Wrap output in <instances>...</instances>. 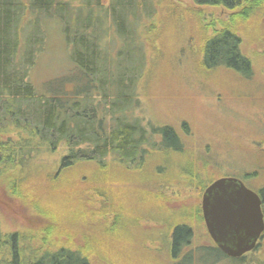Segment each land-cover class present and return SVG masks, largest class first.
Wrapping results in <instances>:
<instances>
[{
  "label": "trees",
  "instance_id": "obj_1",
  "mask_svg": "<svg viewBox=\"0 0 264 264\" xmlns=\"http://www.w3.org/2000/svg\"><path fill=\"white\" fill-rule=\"evenodd\" d=\"M190 1L195 7L230 12L243 10L245 4L254 8L257 2L264 7V0ZM166 10L170 16L177 12L173 5ZM186 12L192 19L193 14ZM157 15V3L149 0H0V175L10 173L6 182L11 197L28 196L35 210L59 206L64 213L61 219L70 228L84 221L89 193L101 196L100 178L107 167L127 174L147 170L153 152H184L174 128L148 126L133 115L138 104L135 79L144 71L142 40L156 28ZM47 18L61 23L75 70L37 92L28 72L44 41L40 21ZM204 31L198 35L204 69L223 67L251 74L241 38L231 27L222 26L211 34ZM36 182L40 189L36 201L30 202L28 193ZM59 219L46 220L45 229L35 235L4 234L0 224V264H91L82 247L59 240L73 233L56 228ZM172 227L170 257L177 260L192 245L193 235L186 223ZM94 234L91 231L90 236ZM84 240L92 243L88 236ZM192 250L178 264L192 263ZM195 250L202 253L196 260L214 257L210 264L226 258L215 247Z\"/></svg>",
  "mask_w": 264,
  "mask_h": 264
},
{
  "label": "rangeland",
  "instance_id": "obj_2",
  "mask_svg": "<svg viewBox=\"0 0 264 264\" xmlns=\"http://www.w3.org/2000/svg\"><path fill=\"white\" fill-rule=\"evenodd\" d=\"M149 1L157 3L159 15L156 28L143 36L144 71L135 79L138 104L133 115L148 126L174 128L183 140L184 152H153L145 165L147 170L144 167L127 174L107 167L100 178L104 181L101 196L89 193L84 221L70 228L61 219L62 208H31L28 196L22 199L8 194L10 173L0 175L4 234L19 231L35 235L46 220L60 217L56 228H69L73 233L59 240L82 247L91 264H178L192 249L194 262L190 264H210L214 257L195 259L198 252L202 255L196 248L212 246L201 215L204 190L222 177L243 178L251 188L264 187V7L260 2L253 4L254 8L245 4L247 13V9L230 12L195 7L190 0ZM169 5L177 11L172 16L166 10ZM186 9L193 14L192 19ZM251 9L256 10L252 13ZM40 26L44 41L28 72L37 92L45 83L75 70L61 23L47 18ZM222 26L231 27L240 36L241 51L251 63L249 76L223 67L207 70L202 66L198 35L202 29L211 34ZM155 169L159 170L153 173ZM39 189L34 183L29 201H36ZM184 223L192 229V245L172 260V226ZM91 231L95 232L93 237ZM87 236L92 243H86ZM244 261L264 264V240ZM214 264L237 263L218 257Z\"/></svg>",
  "mask_w": 264,
  "mask_h": 264
},
{
  "label": "water",
  "instance_id": "obj_3",
  "mask_svg": "<svg viewBox=\"0 0 264 264\" xmlns=\"http://www.w3.org/2000/svg\"><path fill=\"white\" fill-rule=\"evenodd\" d=\"M214 199H221L218 206ZM201 208L208 235L228 257L251 251L264 229L258 197L235 177L213 181L203 193ZM234 234L236 242L226 239Z\"/></svg>",
  "mask_w": 264,
  "mask_h": 264
},
{
  "label": "flooded vegetation",
  "instance_id": "obj_4",
  "mask_svg": "<svg viewBox=\"0 0 264 264\" xmlns=\"http://www.w3.org/2000/svg\"><path fill=\"white\" fill-rule=\"evenodd\" d=\"M246 177H248L247 175H246ZM245 177V178H246ZM235 178H237V179H239V180H241L242 182H243V184L250 190V191H252L254 194H256V196L258 197V199H259V201H260V211H261V214H262V218H263V224H264V187H260V188H251V187H249L244 181H243V178H238V177H235ZM205 191V190H204ZM204 193V192H203ZM202 196H203V194H202ZM221 199H214V204H215V206H218V202L220 201ZM201 201H202V197H201ZM201 215H202V219H203V222H204V218H203V214H202V208H201ZM204 226H205V222H204ZM205 229H206V227H205ZM206 232H207V230H206ZM243 232H240L239 234H242ZM208 234V233H207ZM209 236V235H208ZM209 238H210V236H209ZM211 239V238H210ZM227 240H230V241H232V240H234L235 239V242L237 241V235H235L234 234V236H232V237H229V238H226ZM263 240H264V229H263V231L260 233V235H259V237H258V239L256 240V243H255V246H254V248L251 250V251H249V252H247V253H245V254H243L242 256H240V257H236V258H233V257H228L227 255H225L223 252V255L226 257V258H230V259H232V260H245L246 258H248V257H250V256H252L253 255V253L254 252H256V251H258L260 248H261V245H262V242H263ZM211 241H212V239H211ZM202 248H205L206 246H201ZM210 247H215L217 250H219V248L216 246V244L212 241V246H210ZM219 252H221L220 250H219ZM194 261V260H193Z\"/></svg>",
  "mask_w": 264,
  "mask_h": 264
}]
</instances>
